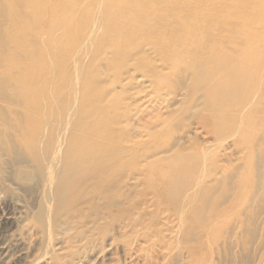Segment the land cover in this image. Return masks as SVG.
<instances>
[{"label":"bare ground","instance_id":"bare-ground-1","mask_svg":"<svg viewBox=\"0 0 264 264\" xmlns=\"http://www.w3.org/2000/svg\"><path fill=\"white\" fill-rule=\"evenodd\" d=\"M8 238L29 264L257 262L264 0H0L4 264Z\"/></svg>","mask_w":264,"mask_h":264},{"label":"rangeland","instance_id":"rangeland-1","mask_svg":"<svg viewBox=\"0 0 264 264\" xmlns=\"http://www.w3.org/2000/svg\"><path fill=\"white\" fill-rule=\"evenodd\" d=\"M174 98V94H167L164 99L166 101H170ZM180 100V98H178ZM179 103H177L174 107H177ZM173 107V108H174ZM5 241H9L10 242V249H9V255H12V258L8 261V264H29L31 258H32V254L26 253L24 255H21L22 253L26 252L23 248V246H18L15 245V243L13 241H11L10 238L6 239ZM9 244V243H8ZM263 250V251H262ZM259 255V258H257V262L256 259L254 257H250L251 254L248 252L244 253L242 256V258H238L235 264H264V261L262 256H264V249H262ZM261 253H263L261 255ZM261 256V258H260ZM262 261V263L260 261ZM0 264H4L1 261V256H0ZM102 264H142L139 261L136 260H130L128 258L125 259V257L122 255L121 252L115 251V252H111L110 256H103L102 258Z\"/></svg>","mask_w":264,"mask_h":264}]
</instances>
